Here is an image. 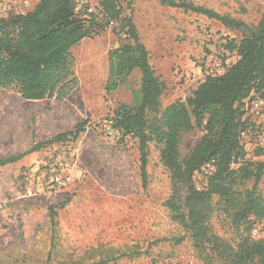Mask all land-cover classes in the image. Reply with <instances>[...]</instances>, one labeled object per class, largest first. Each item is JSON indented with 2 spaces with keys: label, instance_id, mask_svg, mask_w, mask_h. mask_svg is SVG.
Segmentation results:
<instances>
[{
  "label": "rangeland",
  "instance_id": "obj_1",
  "mask_svg": "<svg viewBox=\"0 0 264 264\" xmlns=\"http://www.w3.org/2000/svg\"><path fill=\"white\" fill-rule=\"evenodd\" d=\"M11 1V13H26L39 0ZM130 1L121 0L124 15L131 13ZM186 1L249 25H256L264 11V0ZM80 2L91 11L99 8V0ZM132 7L151 64L165 83L163 108L185 101L206 75L223 73L237 58L226 45L240 40L239 31L159 0H132ZM114 28L120 33L121 24L71 50L78 85L63 100H27L14 89L0 87V157L27 151L84 124L75 141L48 145L0 167V264H207L166 207L172 180L155 142L149 144L148 185L143 187L138 139L111 127L115 107L136 104L141 87L135 70L115 90L106 89L109 51L123 37ZM244 109L251 133L243 144L244 158L232 165L235 169L264 162V110L257 113L246 103ZM203 134L200 129L184 134L182 157ZM52 169L62 184L51 182ZM194 179L199 189L207 186L201 172ZM236 189H255L264 197V178H248ZM50 207H55L53 222ZM211 223L213 232L231 244L248 234L243 224L233 222L223 202L216 205ZM250 234L264 239V220H257ZM134 249L141 255H133Z\"/></svg>",
  "mask_w": 264,
  "mask_h": 264
},
{
  "label": "trees",
  "instance_id": "obj_2",
  "mask_svg": "<svg viewBox=\"0 0 264 264\" xmlns=\"http://www.w3.org/2000/svg\"><path fill=\"white\" fill-rule=\"evenodd\" d=\"M159 1L204 15L241 33L239 41L231 39L226 45L229 51L236 52V60L223 73L206 75L185 101L176 100L162 107L165 83L156 74L141 40L132 0L128 4L129 15H124L121 0H99L96 11L80 0H39L29 12L0 18V87L14 89L27 100H63L78 85L71 50L84 39L100 36L120 23V33L115 28L114 32L123 37L120 45L109 51L106 89L115 90L122 78L138 70L140 99L133 105L115 107L110 122L124 137L132 135L138 139L143 187L148 185L149 144L155 142L172 180L166 207L172 220L201 250L205 263L264 264V239H254L250 234L256 221L264 220V197L255 189H236L248 178H264V162L232 167L245 156L240 137L249 126L244 118L245 100L253 96L264 99V11L256 25H249L186 0ZM195 129L204 134L182 157L183 136ZM83 130L84 124L80 123L72 131L39 142L27 151L2 156L0 167L15 164L48 145L75 141ZM210 161H214V170L206 177L207 186L199 189L194 176ZM220 202L233 222L243 224L248 233L236 244L213 232L211 219ZM49 210L53 222L55 207ZM132 253L141 255L136 249Z\"/></svg>",
  "mask_w": 264,
  "mask_h": 264
},
{
  "label": "built area",
  "instance_id": "obj_3",
  "mask_svg": "<svg viewBox=\"0 0 264 264\" xmlns=\"http://www.w3.org/2000/svg\"><path fill=\"white\" fill-rule=\"evenodd\" d=\"M12 9V1L11 0H0V18L8 16V14L11 13ZM245 103L247 106L250 104L252 109L259 113V111L264 110V99L262 98H256L254 100L252 99H247L245 100ZM253 129V128H252ZM251 129L246 127L241 131L240 137H241V142L242 145L244 144V141H247L248 137L250 136ZM244 146V145H243ZM214 170V161H210L206 163L202 169L201 173L207 177L212 171ZM51 182L53 184H62L63 179L57 174V172H54L53 169L51 170ZM258 229L254 230V235L258 234Z\"/></svg>",
  "mask_w": 264,
  "mask_h": 264
}]
</instances>
